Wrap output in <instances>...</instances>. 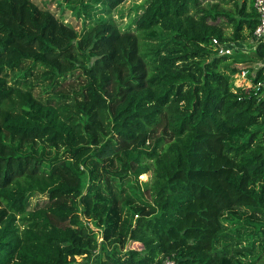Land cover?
<instances>
[{"label": "trees", "instance_id": "trees-1", "mask_svg": "<svg viewBox=\"0 0 264 264\" xmlns=\"http://www.w3.org/2000/svg\"><path fill=\"white\" fill-rule=\"evenodd\" d=\"M35 1L0 0V264H83L101 245L99 264H241L232 242L260 264L264 43L239 86L213 41L252 39L255 0H146L135 30L101 15L125 0H59L81 30Z\"/></svg>", "mask_w": 264, "mask_h": 264}, {"label": "rangeland", "instance_id": "rangeland-1", "mask_svg": "<svg viewBox=\"0 0 264 264\" xmlns=\"http://www.w3.org/2000/svg\"><path fill=\"white\" fill-rule=\"evenodd\" d=\"M146 0H125L122 4L118 5L116 8L109 9L103 14L102 16L109 18L111 20L116 21L117 24L121 28H124L128 26L131 30H135V24L132 23L133 18L135 17V14L139 11L141 12L143 10L142 5L145 3ZM242 0H232V1H221V0H202V6L204 7H212V5L217 4L218 8L225 9L233 14L237 12L238 6H236V3H241ZM39 6L42 8H48L54 11L58 16H61L65 22L72 24L76 29L81 30L83 27V20H84V14L81 16L76 15V12H73L71 8H68L61 12L60 8L58 7L59 0H36L35 1ZM217 25H221L224 27L225 32L227 35H232L233 27H225V20L223 18H217L214 22ZM142 36V34H140ZM146 40H143V42ZM228 46H232V43L227 42ZM244 53L240 52H233L232 58L228 60V64L230 65L229 71L231 73H234L236 77L235 85L239 86H252L253 85V78L256 76L258 69L261 67L260 63L252 62L250 60H247V55L249 54L246 51H243ZM240 53V54H238ZM245 71L246 74L243 76L242 72ZM13 73L10 74V80L12 79ZM35 93H42L43 91V85H35L34 87ZM264 95V92L263 94ZM153 171H148L146 173H143L139 176V183L142 185V188H146V184H150V182L153 179ZM149 198L150 195L147 192L146 194ZM39 201H44L46 199L45 195L38 196ZM38 198L34 197L32 199V205L35 204ZM32 209V208H30ZM99 230L98 228H96ZM100 240H102L101 234L98 235ZM239 241L245 242V239L242 237ZM247 241V240H246ZM229 240L221 239V242L218 243V248H221L222 246L228 245ZM237 242H232L233 246V252L230 253L231 257H234V261H240L241 264H251V261L253 260V256L250 257L249 250H246L247 247H237ZM133 247H139L138 243L130 244L129 246ZM257 245V244H255ZM103 245H101V249H98V251H95L94 256L91 258H85L84 256H78L77 259L80 261V263L88 264L89 262H93L95 264H99L100 260L104 257L103 252ZM260 250V247L257 248ZM257 249H252V252L257 251ZM254 254V253H253ZM260 264H264V260L260 262Z\"/></svg>", "mask_w": 264, "mask_h": 264}, {"label": "built area", "instance_id": "built-area-1", "mask_svg": "<svg viewBox=\"0 0 264 264\" xmlns=\"http://www.w3.org/2000/svg\"><path fill=\"white\" fill-rule=\"evenodd\" d=\"M255 8L258 13V24L253 33V40L247 41L245 44L243 43L244 47L242 48L243 51L248 53L254 52L260 43H264V0H255ZM213 41L217 46L219 54H232L235 52L233 51L234 47L237 48L235 43H233L232 46H228L222 44L217 38H214ZM238 44L241 46V43ZM238 49H240V47H238ZM260 65L263 64L260 63ZM242 74L244 76L246 72L243 71ZM261 85H264V82L257 83V88ZM252 86H254V84ZM165 264H178V262L173 258H168Z\"/></svg>", "mask_w": 264, "mask_h": 264}, {"label": "crops", "instance_id": "crops-1", "mask_svg": "<svg viewBox=\"0 0 264 264\" xmlns=\"http://www.w3.org/2000/svg\"><path fill=\"white\" fill-rule=\"evenodd\" d=\"M250 40H253V37H252V39H247V40L243 41V43L245 44L247 41H250ZM243 43H241V46L239 44H236L237 48L234 47L233 51L238 52L239 50H243L242 49L244 47ZM238 47H240V49H238ZM241 53H244V52H241Z\"/></svg>", "mask_w": 264, "mask_h": 264}]
</instances>
